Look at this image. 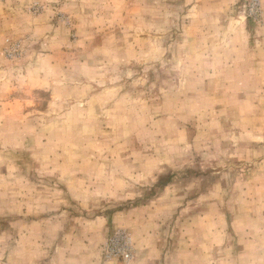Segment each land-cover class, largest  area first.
I'll return each instance as SVG.
<instances>
[{
	"label": "rangeland",
	"instance_id": "obj_1",
	"mask_svg": "<svg viewBox=\"0 0 264 264\" xmlns=\"http://www.w3.org/2000/svg\"><path fill=\"white\" fill-rule=\"evenodd\" d=\"M98 252L264 264V0H0V264Z\"/></svg>",
	"mask_w": 264,
	"mask_h": 264
},
{
	"label": "built area",
	"instance_id": "obj_2",
	"mask_svg": "<svg viewBox=\"0 0 264 264\" xmlns=\"http://www.w3.org/2000/svg\"><path fill=\"white\" fill-rule=\"evenodd\" d=\"M106 250L110 257L130 260L133 249L128 233L125 230L115 231L107 240Z\"/></svg>",
	"mask_w": 264,
	"mask_h": 264
},
{
	"label": "crops",
	"instance_id": "obj_3",
	"mask_svg": "<svg viewBox=\"0 0 264 264\" xmlns=\"http://www.w3.org/2000/svg\"><path fill=\"white\" fill-rule=\"evenodd\" d=\"M76 245V246H75ZM83 245H88V243L87 242H85L84 240H82V241H76V242H73V244H72V246H71V248H75V247H79V246H83ZM68 246H69V243H68ZM68 250V249H67ZM68 262H70V264L72 263V264H104V262L102 263L101 262V257L99 256V252H98V258H97V256H96V258L95 257H92V258H85V259H81V258H79V259H72L71 257H69L68 259ZM72 261V262H71ZM50 262H52V258H51V260H50Z\"/></svg>",
	"mask_w": 264,
	"mask_h": 264
}]
</instances>
